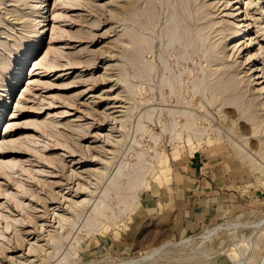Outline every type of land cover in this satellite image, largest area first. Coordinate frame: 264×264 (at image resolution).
Returning <instances> with one entry per match:
<instances>
[{"label": "rangeland", "instance_id": "374dc122", "mask_svg": "<svg viewBox=\"0 0 264 264\" xmlns=\"http://www.w3.org/2000/svg\"><path fill=\"white\" fill-rule=\"evenodd\" d=\"M39 1L0 0V142L10 149L0 155L9 166L0 173V264H116L239 221L247 226L202 247L179 243L145 264H238L229 251L259 264L264 122L254 133L248 119L264 117V0H47L42 12ZM237 8L254 22L241 53L233 48L241 40L231 41L245 24ZM202 155L229 160L245 200L182 233L171 210L144 207L145 194L157 175ZM96 215L105 224L89 227Z\"/></svg>", "mask_w": 264, "mask_h": 264}, {"label": "crops", "instance_id": "0c3cea01", "mask_svg": "<svg viewBox=\"0 0 264 264\" xmlns=\"http://www.w3.org/2000/svg\"><path fill=\"white\" fill-rule=\"evenodd\" d=\"M228 161L202 155L192 160L188 169L173 167L171 174L157 175L146 191L144 207L156 213L162 207L166 212L171 210L182 233H197L213 221L230 216L246 193L241 191L242 181ZM159 189L163 190L160 194Z\"/></svg>", "mask_w": 264, "mask_h": 264}, {"label": "bare ground", "instance_id": "6f19581e", "mask_svg": "<svg viewBox=\"0 0 264 264\" xmlns=\"http://www.w3.org/2000/svg\"><path fill=\"white\" fill-rule=\"evenodd\" d=\"M132 1H134V0H132ZM241 1L242 0H234V2L233 3H241ZM45 2H47V0H40L37 4H41V6L39 7V12H42V10L43 9H45V7H42L43 6V4L45 3ZM231 2V1H230ZM230 2H227V6H229L230 5ZM256 2L257 3H259V0H256ZM213 3V2H212ZM262 5V4H261ZM217 6H218V4H217ZM231 6V5H230ZM261 8H262V10H263V12H264V6H261ZM148 9V8H147ZM220 9V8H219ZM56 10V9H55ZM155 10V9H154ZM44 11V10H43ZM195 11V10H194ZM248 11V10H247ZM126 12V11H125ZM130 12V11H129ZM127 13V12H126ZM241 13H242V9L241 8H237L236 9V14H235V17L236 18H238L237 20L239 21V19H240V21H245V24L243 25V26H240V23H239V25L238 26H235V27H239L238 28V30L233 34V35H231V36H234V38L231 40V41H235V40H241V41H239V42H241V44H235L234 46H233V48L235 49V48H238V50L240 49V53L242 52V49L246 46V50H247V48L248 47H251V44H252V37L250 36V34H251V30L254 28V25H253V23L250 21V20H252V19H250L249 20V18L247 19V18H243V19H241V17H240V15H241ZM243 13H244V11H243ZM44 14V13H43ZM128 14V13H127ZM152 14V13H151ZM229 14V13H228ZM234 14V13H233ZM233 14H229V15H232V17H233ZM228 15V16H229ZM250 15V14H249ZM153 18V17H152ZM250 18H252V17H250ZM147 19V18H146ZM263 19H264V14H263ZM16 21V20H15ZM35 21V20H34ZM46 21V20H45ZM239 21V22H240ZM42 22H43V20H41V21H39L38 22V24H42ZM177 22H178V20H177ZM172 23V22H171ZM213 23V22H212ZM232 23H234V21L232 22ZM214 25L215 24H217L216 22H214L213 23ZM154 25V24H153ZM186 25V24H185ZM213 25V26H214ZM233 25V24H232ZM253 25V26H252ZM262 25H264V22H260V26H262ZM45 26L43 25L42 27H40L41 29H42V31H43V28H44ZM263 29H264V27H262ZM185 29H187V28H185ZM256 29V28H255ZM46 30V29H45ZM189 30V29H188ZM223 32V31H222ZM43 33V32H42ZM187 33V32H186ZM224 33V32H223ZM180 34V33H179ZM179 36L180 35H178L177 34V29L175 28L174 30H172L171 31V33H170V35H169V38H168V45L169 46H172V45H174L178 40H179ZM204 36V35H203ZM207 36V35H206ZM221 36V35H220ZM224 36V35H223ZM139 37V36H138ZM207 38V37H206ZM255 40V39H254ZM220 41H221V39H220ZM238 42V41H237ZM238 42V43H239ZM35 43V42H34ZM202 43H203V41H202ZM233 44V43H232ZM205 45V44H204ZM238 45V46H237ZM154 46V45H153ZM229 46V44L227 43V42H225L224 43V49H226L227 47ZM139 48V47H138ZM142 48V47H141ZM211 49H212V47H211ZM220 49V48H219ZM237 50V51H238ZM222 51V50H221ZM236 51V52H237ZM211 52H213V51H211ZM234 52H235V50H234ZM257 53L258 52H256V51H254V52H250L249 53V55H247V57H246V59H245V61H248V63H253V62H256V60H257ZM260 55V54H259ZM230 56V55H229ZM228 56V57H229ZM46 57L47 56H45V59H46ZM221 60V59H220ZM44 61V60H43ZM244 61V62H245ZM26 63H27V60L24 62V64L22 65V66H26ZM43 63V62H42ZM229 65V64H228ZM255 66H256V64H254L251 68H249L250 69V71L251 72H254L255 71ZM20 68V67H19ZM90 68V67H89ZM138 68V67H137ZM219 68V67H218ZM21 69H22V67H21ZM50 68H48L47 70H49ZM259 69V68H258ZM263 69V68H262ZM35 71V70H34ZM216 71V70H215ZM227 71H229V70H227ZM36 72V71H35ZM214 72V71H213ZM212 72V73H213ZM223 72H226V71H223ZM214 74V73H213ZM226 74V73H225ZM20 75V74H19ZM211 75V74H210ZM219 75V74H218ZM239 75V74H238ZM254 75V74H253ZM209 76V75H208ZM221 76H223V75H221ZM255 76V75H254ZM210 77V76H209ZM208 77V78H209ZM212 77V76H211ZM210 77V78H211ZM219 77V76H218ZM230 77V76H229ZM17 78H18V76H17ZM216 79V78H215ZM249 79V81L251 82L252 80L250 79V77L248 78ZM211 80V79H210ZM232 80V79H231ZM235 80V79H234ZM233 81V80H232ZM15 82H17V79H16V81ZM211 82V81H210ZM30 83H33V82H30ZM208 84V83H207ZM222 85H224L223 83H222ZM248 85H249V83H248ZM13 86H16V83L13 85ZM215 86H216V84H215ZM211 87H212V84H211ZM213 87H214V85H213ZM221 87V86H220ZM224 87V86H223ZM222 87V88H223ZM225 87H226V85H225ZM243 88V87H242ZM226 89V88H225ZM232 89V88H231ZM262 90L264 89V87H262L261 88ZM209 90V89H208ZM255 90V89H254ZM243 92V91H242ZM223 95V94H222ZM211 98V97H210ZM228 99V98H227ZM230 99H231V97H230ZM233 99H235V97L233 96ZM2 101V100H1ZM227 101V100H226ZM9 102L10 101H7V103L6 104H4V108H3V106H2V108H3V110H6V109H8L9 108V106H10V104H9ZM234 102H236V100L234 101ZM5 103V102H4ZM232 103H233V100H232ZM226 104H227V102H226ZM200 105V104H199ZM260 106H263L264 107V100L262 101V105H260ZM249 110V109H248ZM199 116V115H198ZM201 117V116H200ZM255 118V119H254ZM192 119V121L194 120L193 118H191ZM4 120V114H1V116H0V126H1V124H2V121ZM248 120H254V122L252 123L253 124V132L254 133H256V132H258V128L260 127V126H262V124H263V122H264V117H262L260 120L258 119V118H256V117H250ZM256 120V121H255ZM195 121V120H194ZM192 123V122H191ZM192 125V124H191ZM193 126V125H192ZM192 126L190 127V125H189V123L188 124H185V127L187 128V129H189V130H191V128H192ZM194 127V126H193ZM250 127V126H249ZM199 130V129H198ZM263 131V130H262ZM245 135V134H244ZM255 135V134H254ZM261 138H260V140L262 141V143L264 142V134H262L261 136H260ZM0 141H1V136H0ZM260 141V142H261ZM261 143V144H262ZM245 145V144H244ZM233 146H234V148H236L240 153H241V158L242 159H253L252 158V156H251V154L244 148V146L242 145V144H240V143H238V142H235L234 144H233ZM8 151H10V149H9V147L5 144L4 145V143L3 142H0V155L1 154H3V153H6V152H8ZM243 154L244 155H246V156H243ZM264 156V155H263ZM254 162V161H253ZM258 163V162H257ZM12 164H14L15 166L17 165V163H12ZM80 164V163H79ZM258 164H260V163H258ZM261 166V165H260ZM255 167V166H254ZM7 168H9V166L8 165H6V164H2V163H0V173H4V174H6L7 173ZM258 168V167H257ZM260 168V167H259ZM262 168V167H261ZM257 170V169H256ZM77 172H78V170H77ZM263 173V172H262ZM77 174V173H76ZM78 174L80 175L81 173H79L78 172ZM70 177V176H69ZM81 177V176H80ZM75 179V178H74ZM139 180H141V178L138 176L137 178H136V180H135V182H134V184L131 186V188L132 189H136V187H137V181H139ZM80 183V182H79ZM76 186V185H75ZM62 196V195H61ZM133 198L132 199H134L135 200V197H136V195H134V196H132ZM64 200H66V199H64ZM68 200V199H67ZM21 203V202H20ZM136 202L134 201V203H131L130 204V206L129 207H131V206H134V204H135ZM59 206V205H58ZM125 206H126V208H128V205L125 203ZM98 208V205L94 208V211L96 210ZM56 209V208H55ZM126 210V209H125ZM101 215V214H100ZM92 217V216H91ZM21 222V221H20ZM88 226L89 227H95L96 225L99 227V225H103V224H105L103 221H100V219L97 217V215H96V217L95 216H93L90 220H88ZM261 224L262 223H258V224H255V225H253L254 227H259V226H261ZM21 225V224H20ZM38 226V225H37ZM245 227V226H247V225H245V224H243L242 222H230V223H227V224H219V225H217V226H214V227H209V228H207L203 233H202V235H200L199 237H188V238H186L185 237V239H183V240H180V242H176V241H171V240H168V241H166V242H164V243H162L161 245H159V246H156V247H154V248H152V249H150L149 251H147V252H145V253H143L142 255H140V256H138V257H136V258H130V259H125V260H123V261H121V262H117L116 264H145V263H148V262H153V261H156L161 255H163L165 252H167L169 249H171V248H173V247H176L177 245H179V243H181V244H193V243H195L196 242V240L197 239H200V242L198 243V245L199 246H203L204 244H206L208 241H210V240H212V239H214L216 236H218L219 235V233L220 232H222L223 230H231V229H236V228H240V227ZM250 226V225H249ZM8 227L10 228V225L8 224ZM39 229V228H38ZM0 235H1V233H0ZM25 238V237H24ZM31 245H34V244H31ZM33 249V246H32V248H30V250H32ZM256 249V248H255ZM36 250H37V248H36ZM35 251V250H34ZM229 255H231L232 256V259L234 260V261H236L238 264H243V263H245V262H242L241 261V257L243 256L242 254H241V252L240 251H235V252H233V251H229ZM244 261V260H243ZM20 263H22V262H20ZM29 263V262H28ZM249 263V262H248ZM259 264H264V253H263V257H262V259H261V262L259 263Z\"/></svg>", "mask_w": 264, "mask_h": 264}]
</instances>
